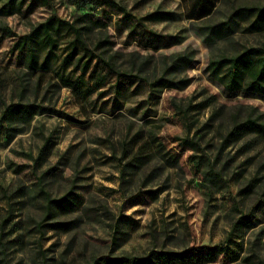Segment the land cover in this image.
Masks as SVG:
<instances>
[{
  "label": "rangeland",
  "instance_id": "374dc122",
  "mask_svg": "<svg viewBox=\"0 0 264 264\" xmlns=\"http://www.w3.org/2000/svg\"><path fill=\"white\" fill-rule=\"evenodd\" d=\"M46 1L0 13V111L19 99L54 108L10 141L0 126V264L155 260L154 251L181 252L175 264H264V133L227 137L247 116L264 122V95L228 92L206 69L210 58L264 48V30L250 31L246 19L226 37L205 34L264 0ZM203 4L211 12L200 18ZM155 10L165 15L145 18ZM52 14L83 27L91 52L64 32L50 68L22 89L25 51L12 44ZM179 53L192 61L172 66ZM161 76L184 87L152 90ZM209 168L218 175L211 182ZM42 191H70L68 208L45 220ZM257 201L232 235L237 259L207 261L203 246L222 243L239 211Z\"/></svg>",
  "mask_w": 264,
  "mask_h": 264
},
{
  "label": "trees",
  "instance_id": "16d2710c",
  "mask_svg": "<svg viewBox=\"0 0 264 264\" xmlns=\"http://www.w3.org/2000/svg\"><path fill=\"white\" fill-rule=\"evenodd\" d=\"M20 0L16 4V0H0V13L12 14L17 10H20ZM73 3L77 0H69ZM113 2V0H103V2ZM45 2H47L45 0ZM204 8L199 17H205L210 14L211 9L201 5ZM241 11H232L225 20L206 27V39L213 40L214 38H221L230 35L239 25L240 20L247 21V29L250 31L264 30V5H251L245 6ZM124 14L125 11H123ZM165 15L164 12L155 10L148 13L145 18H161ZM92 24L106 27L104 21H94ZM83 27L76 26L74 23H70L58 17L55 14L48 16L44 21L31 25L29 31L26 34L19 36L12 44L11 51H25V64L24 69H19L18 78L22 89H25L28 82V76L36 75L38 79L45 74V70L49 69V58L55 57V49L57 47L58 38L66 31H70L73 34L74 43H78L79 46L87 51L91 52L87 47L86 42L82 37ZM8 33L11 31L4 27ZM71 53H73L71 51ZM70 53V54H71ZM102 56L101 61L110 70L116 72L118 75L128 76L126 71H120L115 63L111 59H105ZM192 54L179 53L174 57L172 66L183 63L189 64L192 61ZM90 62L84 63V67ZM144 63H140L143 66ZM206 69L210 76L215 79L220 85H222L228 92L237 90L255 92L264 95V48L262 47H244L241 51L231 55H220L208 60ZM141 70V69H139ZM38 71H41L38 75ZM186 84V83H185ZM149 85L152 90H156L158 87H173L181 89L183 85H179L178 82L166 77H159L155 80L149 81ZM53 107L45 105L35 101H25L19 99L8 103L0 111V126L4 129V136L7 140H12L17 134L23 132L25 128L31 123L36 115L43 113H52ZM254 131L257 133H264V122L259 121L257 117L247 116L243 121L236 122L229 130L227 137L232 140H239L241 136L246 133ZM181 147V145H179ZM44 147L42 146L40 153H42ZM208 172V173H207ZM204 174L205 178L210 182L218 175L211 168ZM45 195V216L44 219L48 220L56 212H60L69 206V200L66 195L58 198H51L49 194L42 191ZM260 202L252 204L246 212L239 211V216L231 223V228L227 238L222 242L212 246L204 245L201 249L205 254L207 261L215 262L222 258L224 262H231L237 259V252L235 246L231 243H238L232 239V235L236 233L242 226L250 222L254 216L256 208L260 206ZM42 223H38L41 227ZM57 224V223H55ZM155 260H151L149 257H122L107 259L104 264H175L178 259H181L182 253L177 251H154ZM102 264V263H97Z\"/></svg>",
  "mask_w": 264,
  "mask_h": 264
}]
</instances>
